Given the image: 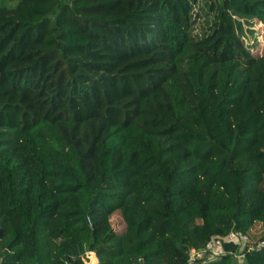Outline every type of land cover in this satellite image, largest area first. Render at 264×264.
Returning <instances> with one entry per match:
<instances>
[{
	"label": "trees",
	"instance_id": "16d2710c",
	"mask_svg": "<svg viewBox=\"0 0 264 264\" xmlns=\"http://www.w3.org/2000/svg\"><path fill=\"white\" fill-rule=\"evenodd\" d=\"M261 59L264 0H0L1 264H234L190 255L264 237Z\"/></svg>",
	"mask_w": 264,
	"mask_h": 264
},
{
	"label": "rangeland",
	"instance_id": "374dc122",
	"mask_svg": "<svg viewBox=\"0 0 264 264\" xmlns=\"http://www.w3.org/2000/svg\"><path fill=\"white\" fill-rule=\"evenodd\" d=\"M249 73L252 88L260 96L264 104V60H259L257 64L253 66ZM110 220L115 230H121L124 227V222L119 211L113 213ZM262 234L263 228L259 224H256L249 233L248 237L250 239V242L247 245H244V243L242 242H233L234 244H230L227 249L224 248V254H232L235 258L234 264H246L243 250L245 249V247H248L250 243L256 242ZM218 256L214 257L213 259L217 258ZM95 262L96 258L94 257V255L89 254L86 264H94Z\"/></svg>",
	"mask_w": 264,
	"mask_h": 264
},
{
	"label": "built area",
	"instance_id": "2783aa9c",
	"mask_svg": "<svg viewBox=\"0 0 264 264\" xmlns=\"http://www.w3.org/2000/svg\"><path fill=\"white\" fill-rule=\"evenodd\" d=\"M249 234L242 233L238 230L230 231L224 238L220 237H211L199 250H191L190 258H202L206 257V260H212L214 257L224 254L226 245L229 246L230 244H234L233 242H242L244 245H247L250 242ZM250 243L248 245V249L254 244L258 247L264 246V237H260V239L253 244ZM227 249V248H226Z\"/></svg>",
	"mask_w": 264,
	"mask_h": 264
},
{
	"label": "water",
	"instance_id": "95a60500",
	"mask_svg": "<svg viewBox=\"0 0 264 264\" xmlns=\"http://www.w3.org/2000/svg\"><path fill=\"white\" fill-rule=\"evenodd\" d=\"M0 264H1V261H0Z\"/></svg>",
	"mask_w": 264,
	"mask_h": 264
}]
</instances>
